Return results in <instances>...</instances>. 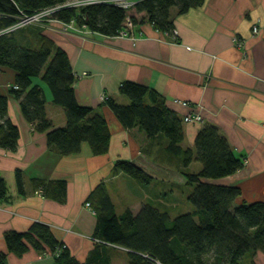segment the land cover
<instances>
[{
	"label": "crops",
	"instance_id": "obj_1",
	"mask_svg": "<svg viewBox=\"0 0 264 264\" xmlns=\"http://www.w3.org/2000/svg\"><path fill=\"white\" fill-rule=\"evenodd\" d=\"M129 15L136 23L126 36H104L74 22L36 26L39 42L33 48L40 46L43 36L67 54L76 100L105 119L110 142L103 155H94L85 142L78 153L61 155L48 147L46 134L24 119L18 101L8 95V117L18 127L19 139L15 150L0 148V176L7 188L0 204V254L5 264H53L48 251L30 248L17 256L7 248V232L24 233L36 223L48 226L80 263L99 250L106 251L110 264H128L127 250L93 238L96 216L86 205L89 195L104 184L116 214L127 209L137 214L143 204L159 207L164 194L159 181L175 185L178 174L182 176L180 158L163 151L165 141L159 135L149 139L139 127L123 128L107 106L106 99L129 103L119 92L124 82L155 91L180 118L188 113L201 116L199 123L183 124V148L194 150L203 124L215 126L243 157L244 166L233 175L206 181L239 187L236 204L264 201V0H205L184 13L172 8L171 33L156 29L144 12ZM253 27L258 28L256 34ZM14 43L30 47L33 40L21 34ZM14 79V71L0 67L2 93L8 94ZM33 82L43 89L53 128L64 127V110L52 102L49 88L40 78ZM144 101L152 103L149 95ZM118 160L136 164L153 180L143 187L114 172ZM191 165L196 167L193 171ZM188 169L198 172L201 164L193 160ZM17 172L23 176V194L17 190ZM178 181L176 185H186ZM253 260L264 264V253L256 252Z\"/></svg>",
	"mask_w": 264,
	"mask_h": 264
},
{
	"label": "trees",
	"instance_id": "obj_2",
	"mask_svg": "<svg viewBox=\"0 0 264 264\" xmlns=\"http://www.w3.org/2000/svg\"><path fill=\"white\" fill-rule=\"evenodd\" d=\"M67 0H0V67L15 72L14 83L8 94L0 90V148L15 150L19 129L8 117V95L18 101L24 119L40 133H45L48 147L61 155L75 154L82 143H87L94 155L107 153L110 132L105 119L94 114L92 108L80 105L75 97L71 64L67 54L43 36L34 49L18 46L13 34L21 30H6L24 17L41 10L61 5ZM205 0H143L134 5L135 12H144L153 26L171 33L170 11L177 8L184 13L202 5ZM131 9V10H132ZM130 11V10H129ZM111 4H92L82 8H61L52 19L64 24L74 22L79 27L108 37L120 35L127 16L132 24L136 19L128 12ZM40 78L49 88L52 102L60 106L66 125L53 128L46 116V99ZM119 92L129 99L126 105L106 99L118 122L125 129L139 127L149 139L157 135L163 141V151L180 158L179 173L186 185L192 187L187 201L189 212L171 218L151 204H143L137 214L125 210L118 215L104 184H99L89 195L87 203L96 216L93 238L105 246L127 250L128 264H256V252L264 253V201L236 204L241 190L237 186L209 183L243 168V157L236 155L219 130L205 123L194 138V150L183 148V120L167 108L155 92L146 86L124 82ZM149 95L151 104L145 103ZM193 160L201 164L198 172L189 171ZM114 172H122L141 186H148L153 177L130 161L118 160ZM23 176L16 173V185L23 194ZM63 186V183H59ZM7 198L5 180L0 176V204ZM9 252L17 256L30 248L49 252L53 264H110L108 255L93 251L85 263L78 262L55 239L51 229L36 223L24 232L4 235ZM0 264L5 255L0 254Z\"/></svg>",
	"mask_w": 264,
	"mask_h": 264
},
{
	"label": "rangeland",
	"instance_id": "obj_3",
	"mask_svg": "<svg viewBox=\"0 0 264 264\" xmlns=\"http://www.w3.org/2000/svg\"><path fill=\"white\" fill-rule=\"evenodd\" d=\"M129 13H135V9H132ZM53 21H47L46 22H35L28 24L24 27H21L22 29L17 31L13 36L16 37L17 39L21 34L26 35L28 37H31L33 40V43L31 44L30 47H36L37 42H39V37L37 33V27L40 25H45ZM37 26V27H36ZM36 34V35H35ZM37 38V39H36ZM191 170L193 171L196 167L194 165H191ZM161 173L163 174L162 171H159V177H161ZM168 173V172H167ZM179 180H184L182 177L179 178V174L177 178L175 179L176 181ZM175 185L163 181H159V192L163 194L162 199L159 200V209L161 211H167L171 218L176 217L177 215L181 213H186L191 211L192 205L187 201V196L190 194L192 191V187L188 185ZM179 182V181H178ZM160 194V195H161ZM161 197V196H160ZM159 197V198H160ZM87 205V204H86Z\"/></svg>",
	"mask_w": 264,
	"mask_h": 264
},
{
	"label": "built area",
	"instance_id": "obj_4",
	"mask_svg": "<svg viewBox=\"0 0 264 264\" xmlns=\"http://www.w3.org/2000/svg\"><path fill=\"white\" fill-rule=\"evenodd\" d=\"M140 1L143 0H67L66 2H64L61 5H57L53 8H47L44 10L39 11L38 13H36L33 16L30 17H24L19 19V21L17 23H15L13 26H11L9 29H7V32H11L13 30H17L21 27H24L28 24L31 23H35V22H46L47 21H57L52 19V14L53 12H55L56 10H59L61 8H82L88 5H92V4H99V3H104V4H111V5H115L118 6L126 11L131 10L134 5ZM60 22V21H59ZM133 24L130 21V17L127 16L125 18V21L123 23V30L120 33V35L122 36H126L129 34L130 30L132 29ZM258 32V28L257 27H253V33L256 34ZM174 36L176 35L175 32H173ZM176 37V36H175ZM184 105H186L185 103H183ZM184 123H199L201 122V116L198 114H192V113H188L185 116H183L182 118ZM87 206H89V204L87 203Z\"/></svg>",
	"mask_w": 264,
	"mask_h": 264
}]
</instances>
